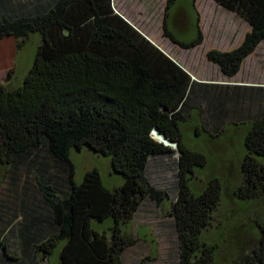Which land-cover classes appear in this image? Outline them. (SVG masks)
I'll return each mask as SVG.
<instances>
[{
	"label": "trees",
	"instance_id": "1",
	"mask_svg": "<svg viewBox=\"0 0 264 264\" xmlns=\"http://www.w3.org/2000/svg\"><path fill=\"white\" fill-rule=\"evenodd\" d=\"M194 1L196 37L189 42L179 40L168 28L176 0H167L165 7L163 35L183 48L203 41ZM215 1L251 25L237 47L205 53L223 75L232 77L264 41V0ZM32 33H38L41 42L22 84L16 88L0 84V162L13 164L15 158L44 148L66 165L68 190L58 197L52 184L38 180L55 232L37 243L30 231L34 222L26 220L22 243L34 245L43 258L61 244L58 264H123V251L135 242L128 231L135 213L145 199L158 203L168 196L147 179L148 164L177 152L178 194L172 215L178 264H214L217 245L206 243L200 234L212 224L221 185L210 178L198 193L192 191L189 182L206 158L185 144L182 127L194 120L197 131L203 124L211 141L228 122L247 118L241 161L244 179L233 193L240 199L264 201V163L257 159L264 157V87L193 80L116 13L111 0H0V41L11 36L18 50ZM11 73L12 69L7 78ZM240 100L247 101V114L240 105L234 106ZM252 100L256 106L250 104ZM202 101L212 111L210 121L201 118ZM154 128L176 148L155 139ZM84 146L110 157L113 171L123 176L119 186L106 188L96 169L86 171L76 183L69 153ZM92 221L110 224L99 232ZM260 230L258 242L236 264H264L263 225ZM0 245L12 258L7 245L3 241Z\"/></svg>",
	"mask_w": 264,
	"mask_h": 264
},
{
	"label": "rangeland",
	"instance_id": "2",
	"mask_svg": "<svg viewBox=\"0 0 264 264\" xmlns=\"http://www.w3.org/2000/svg\"><path fill=\"white\" fill-rule=\"evenodd\" d=\"M196 2L195 7L200 17L199 26L206 44L204 47L186 50L184 53L187 55L189 52V57H194L195 62L188 60L192 63L189 65L185 60L184 65L191 71L203 72L202 75L207 80H225V77L219 74L218 67L213 75L210 74V68L213 66H204L212 64L206 60L205 51L211 45L218 47L222 44L215 29L225 40L227 37L232 38L227 31H222L231 24V19L225 15L230 11L218 8L214 0ZM170 11L171 16L168 19L172 33L183 42L194 39L196 28L192 2L176 0ZM161 23L160 20V29ZM9 41L10 39H5L0 44V84L7 88H16L22 84L25 75L32 67L41 38L38 33H32L18 50L14 47L15 52L17 51L14 56L15 65L7 78L9 67L3 65V60L4 53L8 51ZM164 43L170 42L165 38ZM196 64L200 68H197ZM234 80L251 81L248 83L260 84L264 87V41L259 43L256 50L245 59ZM233 102L235 104V100ZM202 103L205 108L201 118L210 121L209 113L212 111L207 110V101ZM252 103L256 106L257 102L252 100L250 104ZM231 104L229 108L232 107ZM238 105L243 109V114L248 113L247 101L242 104L240 100L234 106ZM254 110L255 107L251 109L252 112ZM206 112L208 114H205ZM249 124L247 118L239 122L230 121L226 126L223 124L221 133L211 141L210 134L202 127L203 124L197 131L194 129V120L186 122L182 127L185 144L190 149L203 153L206 158L205 165L195 169L194 178L189 182L192 191L198 193L210 178H217L221 185V200L214 211L212 224L200 234V238L206 243L217 245L214 264L239 262L258 242L261 235L260 225L264 226V201L254 198L240 199L233 193L244 179L241 170V161L246 153L243 135ZM206 125L208 126V123ZM177 157L178 153L175 152L171 156L163 155L149 162L146 170L147 179L156 188L166 191L168 196L158 203L145 199L135 213L128 224V231L135 238V242L123 251L121 256L123 264H178L177 235L172 215V203L178 194ZM69 158L74 167L76 183H80L84 173L91 169L98 171L103 185L110 190L123 182V176L113 171L110 157L94 152L87 146L81 149L72 148ZM257 159L264 163V157L258 156ZM66 177V165L58 163L46 153L44 148L33 150L28 156L15 158L13 164L0 162V241L7 245V253L12 257L5 256L0 245V264L59 263L58 254L61 244L50 256L43 258L41 252L35 251L34 245L25 246L22 243L21 231L27 224L26 220L31 219L34 223L30 231L36 235L32 237L38 239L37 243L55 232L51 210L39 189L38 180L52 184L58 197H63L68 190ZM109 224L108 221L91 222L92 228L99 232L105 231Z\"/></svg>",
	"mask_w": 264,
	"mask_h": 264
},
{
	"label": "crops",
	"instance_id": "3",
	"mask_svg": "<svg viewBox=\"0 0 264 264\" xmlns=\"http://www.w3.org/2000/svg\"><path fill=\"white\" fill-rule=\"evenodd\" d=\"M196 1H198V0L194 1V6H195V3H197ZM111 2H112V7L116 13H118L124 19H126L129 23H131L147 39H149L153 44H155L158 48H160L166 55H168L170 58H172L174 61H176L181 67H183V69L186 72H188V74L191 76V78L193 80L198 81V82H207V83L212 82V83H220V84H241V85H249V86H252V85L260 86V84L248 83L251 81H246V82H242L240 80L235 81L236 79L234 80V76L237 75L240 70L238 71L237 74H235L231 78V77L223 75L221 73L220 69H218L219 74L221 76H224L225 80H221V79H215V80L209 79V80H207V78H205L202 75L203 72L197 73V71H195V72L191 71L187 66H185L184 65L185 60H187V62H188V60H189V62H192V60L194 61V57H189L190 53L188 52L186 55L184 52H186V50L204 47V45L206 44V39L203 35V41L200 44L193 46L191 48H183V47L179 46L178 44L171 42L167 37H165L163 35V23H164V19H165V7H166L167 0H111ZM215 3H216V6L218 8H220L221 10L224 8L220 4H218L216 1H215ZM223 14H224V12H223ZM225 15L231 19V24L229 25V27L227 29H223L222 31H227L228 34H230L232 36V38L230 39V37H227V40H225L223 38V36H219V31L217 29H215L217 36H218V39L220 40V42L222 44H219L218 47L216 45H211L210 48H208L206 51L213 49V48L221 50V51L231 50V49L237 47L243 41L246 33L251 30V25L247 21L242 19L240 16H238L236 13L230 11L229 13H227ZM170 16H171V11L169 12V17ZM160 20L162 21L161 29L159 26ZM169 21H170V19H167L168 28H169ZM219 30H220V28H219ZM222 31L220 30L221 34H223ZM239 33H240V35H239ZM237 36H238V38L235 39ZM165 38L170 43L165 44L164 43ZM5 39H10V41H9V45H8V51L6 53H4L3 65L4 66L7 65L9 67L8 70H10V69L14 68V65H15L14 56H15V53L17 51L15 52L16 49L14 48L15 47L14 38L11 36H7L3 40L0 41V44H2ZM203 51L204 50H202V52ZM206 51H205V53H206ZM1 52H2V49H1ZM250 55H248V56H250ZM0 57H1V55H0ZM5 57H7V59ZM245 59L243 60V62L245 61ZM6 60H7V62H6ZM189 62H188L189 65L192 64ZM243 62L241 64V66L243 65ZM196 66H197V68L199 67L197 64H196ZM204 66H213L210 68V70H211L210 74L215 75V73L217 72L218 66L215 64H211V65L206 64ZM240 69H241V67H240ZM261 86H263V85H261Z\"/></svg>",
	"mask_w": 264,
	"mask_h": 264
},
{
	"label": "water",
	"instance_id": "4",
	"mask_svg": "<svg viewBox=\"0 0 264 264\" xmlns=\"http://www.w3.org/2000/svg\"><path fill=\"white\" fill-rule=\"evenodd\" d=\"M152 132L154 133H157L159 134V136H161V138L158 139V141L160 143H162L164 146H170L172 148H175L176 147V143L175 142H172L170 140H168L164 135H162L156 128H154L152 131H151V134Z\"/></svg>",
	"mask_w": 264,
	"mask_h": 264
},
{
	"label": "bare ground",
	"instance_id": "5",
	"mask_svg": "<svg viewBox=\"0 0 264 264\" xmlns=\"http://www.w3.org/2000/svg\"><path fill=\"white\" fill-rule=\"evenodd\" d=\"M152 136H153L155 139H157V140H158L159 138H161V136H159V134H157V133H155V132H154V133L152 132Z\"/></svg>",
	"mask_w": 264,
	"mask_h": 264
}]
</instances>
